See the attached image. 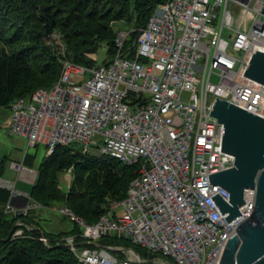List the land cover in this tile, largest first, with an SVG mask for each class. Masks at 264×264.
<instances>
[{
  "label": "built area",
  "instance_id": "built-area-1",
  "mask_svg": "<svg viewBox=\"0 0 264 264\" xmlns=\"http://www.w3.org/2000/svg\"><path fill=\"white\" fill-rule=\"evenodd\" d=\"M263 5L167 0L129 45L131 31L115 33L114 52L104 64L97 65L94 54L87 55L94 61L87 66L64 56L51 87L12 103L9 132L29 146L45 145L48 156L58 146H75L136 167L125 198L109 202L96 223L58 209L79 230L58 244L79 264H219L227 240L252 214L255 190L244 191L240 217L227 223L211 197L228 201L229 193L209 184L208 175L232 168L234 158L221 152L222 126L209 114L220 98L264 118V86L244 76L252 54L264 52ZM0 186L14 193L6 181ZM40 207L7 205L5 211L17 217L13 237L35 230L23 219ZM104 237L155 256L99 244ZM41 241L48 245L43 235Z\"/></svg>",
  "mask_w": 264,
  "mask_h": 264
},
{
  "label": "trees",
  "instance_id": "trees-1",
  "mask_svg": "<svg viewBox=\"0 0 264 264\" xmlns=\"http://www.w3.org/2000/svg\"><path fill=\"white\" fill-rule=\"evenodd\" d=\"M42 1L0 0V108H10L17 99L49 88L58 80L60 58L47 44L50 35L61 37L69 61L92 65L94 61L87 55L95 54L100 45L105 44L113 54V23L129 25V45L156 5L167 0H76L68 12L60 6L50 9ZM135 169L105 156L85 154L75 146H58L41 165L29 197L43 208L65 206L91 225L109 202L125 198ZM68 170L71 181L64 192L59 182ZM9 193L0 188V264H79L67 247L58 244L61 237L78 233V228L74 225L66 232L46 233L35 221L36 209L23 219L35 230L13 237L17 217L2 212ZM42 235L48 240L47 246L41 241ZM121 241L100 239L101 244L121 245ZM126 242L124 246H128Z\"/></svg>",
  "mask_w": 264,
  "mask_h": 264
},
{
  "label": "water",
  "instance_id": "water-1",
  "mask_svg": "<svg viewBox=\"0 0 264 264\" xmlns=\"http://www.w3.org/2000/svg\"><path fill=\"white\" fill-rule=\"evenodd\" d=\"M244 76L264 86V52L252 54ZM209 115L222 126L221 152L234 158L232 168L208 175L209 184L229 193L228 201L211 197L227 223L240 217L244 191L255 190L252 214L227 240L219 264H264V118L220 98Z\"/></svg>",
  "mask_w": 264,
  "mask_h": 264
},
{
  "label": "rangeland",
  "instance_id": "rangeland-1",
  "mask_svg": "<svg viewBox=\"0 0 264 264\" xmlns=\"http://www.w3.org/2000/svg\"><path fill=\"white\" fill-rule=\"evenodd\" d=\"M54 3H49L47 0H43L42 4L49 6L50 9H55V7L60 6L64 11L67 12L70 10V8L73 6L76 0H52ZM114 32L117 31H129V25H127L125 22H115L112 24ZM56 36L50 35L48 38L47 44L53 47V51L56 53V55L62 60L64 56L66 57L67 54V47L65 43L62 41L61 37L54 33ZM89 55V54H88ZM95 61L97 65H102L105 62H107L110 59V54L107 51V46L105 44H102L99 46L98 50L94 54ZM67 58V57H66ZM61 65V61H60ZM212 81L214 82L215 79L212 78ZM122 88V86H120ZM131 111L134 112L135 109L131 108ZM11 115V109L8 108H0V160L2 156L5 154L6 159L4 160V169L8 165V163L16 160L19 155H24V153H27L29 156H31L32 165L31 170L34 172H39L41 165L46 162L48 155H47V148L43 144H39L36 147L29 146L28 141L25 138H21L18 136H11L9 135L8 131L3 129L1 125L4 123L6 118H9ZM78 149V148H77ZM15 176L14 173H9V175H4L3 178H13ZM71 178V175H69V170L63 174L60 177L59 182V188H61L64 192H67L68 190V182ZM67 180V181H66ZM32 185L30 183L24 182V181H17L16 189L19 191H22L24 193L30 194L31 193ZM56 210L52 209H46L41 214V220L38 221L39 226L44 230L46 233H52L56 234L59 232H66L74 227V223L70 221V219L58 212V209L60 208L59 205H54ZM1 209V207H0ZM3 210V207H2ZM126 241H121L120 244L124 246V243ZM98 243H100V239L98 240ZM128 243V248H132L135 251L139 252V254L142 257L145 258H151L155 256V254L147 251L146 249H143L137 245ZM114 245V244H112Z\"/></svg>",
  "mask_w": 264,
  "mask_h": 264
},
{
  "label": "crops",
  "instance_id": "crops-1",
  "mask_svg": "<svg viewBox=\"0 0 264 264\" xmlns=\"http://www.w3.org/2000/svg\"><path fill=\"white\" fill-rule=\"evenodd\" d=\"M10 118V117H9ZM9 118H6L4 123L1 125V127L5 130L8 131L9 135L14 136L13 134H11L9 132ZM16 136V135H15ZM22 138V137H21ZM1 154V153H0ZM6 159L5 154L2 156L1 160H0V180L6 181L10 184L13 185L14 188V193L10 192L9 193V198L7 200V202L3 205V210L2 212L10 215L11 217H14L13 214L11 213H7L5 211V208L7 207V205L12 206L15 209L18 208H22L23 206H25L28 203H32L33 201L30 199L29 194L24 193L22 191H19L16 189V184L17 181L21 180L27 183H30L31 185H34L36 178H37V172H34L31 170V165H32V158L31 156H29L27 153H24V155H19L18 158L10 163H8V165L5 167L4 169V160ZM13 163H17L22 165L25 169H23L22 171H16L15 169H13L11 166ZM9 173H14L15 176L13 178H3L4 175H9ZM67 181V180H66ZM71 178L68 182V185L70 184ZM0 188L4 189L3 187L0 186ZM61 207V206H60ZM46 209H52V210H56V208L53 206L50 207H46V208H37L35 210V221L38 222L41 220V214L44 210Z\"/></svg>",
  "mask_w": 264,
  "mask_h": 264
}]
</instances>
